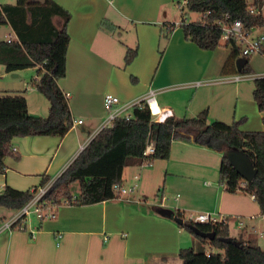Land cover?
<instances>
[{
    "label": "crops",
    "instance_id": "obj_1",
    "mask_svg": "<svg viewBox=\"0 0 264 264\" xmlns=\"http://www.w3.org/2000/svg\"><path fill=\"white\" fill-rule=\"evenodd\" d=\"M54 1L71 14L67 74L59 86L69 98L74 125L64 137H15L5 158L6 170L0 173V187L32 191L42 186L45 177L61 176L98 134L106 117L108 93L122 102H133L155 90L157 97L170 95L156 101L177 119L193 118L207 110L210 121L232 124L245 119L241 130L264 132V113L253 97L255 83L219 82L233 75L223 74L231 48L206 51L186 40L171 12L173 0ZM174 23L175 29L168 33L169 24ZM123 25L135 28L138 41L122 43L124 50L116 48L118 56L112 52L114 33L122 31ZM5 26L9 32L0 41H16L13 29ZM118 37L123 34L119 32ZM163 39L165 48L160 51ZM135 47L138 55L126 66L125 51ZM38 79V67L0 65V123L49 119L50 100L32 85ZM209 81L213 83L193 86ZM222 158L187 141H174L169 160L146 166L137 158L125 168L122 186L134 187L132 194L90 206L62 205L56 219L30 223L27 231L5 228L18 212L0 208V264H183L180 251L193 248L194 237L174 219L163 216L162 210L179 211L189 221L215 213L220 220L228 219L233 238L232 221L237 226L242 219L255 220L261 215L252 196L225 191L220 183ZM169 189L179 192L175 204L167 205ZM32 229L36 230L34 239ZM240 238L252 239L247 230Z\"/></svg>",
    "mask_w": 264,
    "mask_h": 264
},
{
    "label": "trees",
    "instance_id": "obj_2",
    "mask_svg": "<svg viewBox=\"0 0 264 264\" xmlns=\"http://www.w3.org/2000/svg\"><path fill=\"white\" fill-rule=\"evenodd\" d=\"M176 1L182 12L186 10L183 16L188 13L200 15V20L189 23L183 18L180 25L186 40L202 50L214 51L222 46L224 23L241 20L251 33L264 26L263 0H255L252 6L247 0H186L184 9L182 2ZM252 9L260 13L253 14ZM70 20L71 14L54 0H17L14 5H0V25H9L17 36V40L10 43L0 41V65L38 67L39 79L32 81V85L48 97L52 106V114L44 122L24 118L0 123V173L6 170L5 158L10 154L15 137L30 134L64 137L73 128L69 98L59 86V81L67 74ZM175 27V23L169 24L168 33ZM111 29L115 26L112 25ZM224 45L231 48V54L223 74H253L249 65L252 55L246 57V65L238 71L236 61L241 58V46L235 42L232 45L224 42ZM137 55L138 48H128L126 66ZM131 79L137 82L136 78ZM254 83L253 97L259 111L264 113V77L255 79ZM141 103L133 109L130 120H117L112 128L101 130L90 141L44 196V203L54 207L69 200L72 206L83 207L118 200L114 187L122 185L125 168L134 159H142L149 144L155 148L154 154L148 158L153 163L169 160L173 142L182 140L221 154L220 183L225 191L252 196L264 217V132L241 130L245 119L232 124L210 121L207 110L193 118L177 119L173 116L159 123L154 120L148 105L144 101ZM12 128L17 130L10 131ZM22 129L26 131L22 132ZM232 150L247 154L258 171L255 179L242 191L243 178L227 156ZM49 181L50 178L45 177L42 186ZM76 183L79 184V193L73 194L72 187ZM33 197L34 192L30 190L23 192L5 187L0 194V208L17 213ZM172 219L201 245L198 251L194 248L180 251L183 264H264V250L253 239L233 238L228 219L202 224L184 220L179 211L172 213ZM21 221L11 229L18 230Z\"/></svg>",
    "mask_w": 264,
    "mask_h": 264
},
{
    "label": "built area",
    "instance_id": "obj_3",
    "mask_svg": "<svg viewBox=\"0 0 264 264\" xmlns=\"http://www.w3.org/2000/svg\"><path fill=\"white\" fill-rule=\"evenodd\" d=\"M187 4V1L185 0L182 3V8H185ZM264 8V0H263V5L261 8ZM251 12L253 14H259L260 11L252 9ZM228 18V17H227ZM263 39L260 37H253V32H249L246 27L244 26L243 22L241 20H235L229 24H223V34H222V40L224 42H229L232 43L235 42L241 46L242 49V55L241 57H247V56H253V55H258V54H264V44H263ZM8 42H12V39H8ZM264 77V75H257V74H233L231 76H226L219 80L221 83H235L239 84L244 81H251L255 80L257 78ZM213 82H196L193 84L194 87H200L203 85H208ZM158 92L155 90H150V92L147 94V96L143 99L133 101V102H122L121 99L113 94H106L104 98V108L106 111V117L103 120L102 124L100 125L98 133L105 129V128H112L115 124V122L119 119H125V120H130L132 118V111L136 106H141L142 101H144L148 107L150 108L151 114L156 122L163 123L167 119L173 117V112L171 110L165 109V108H160L156 98H157ZM153 103H156L158 110L154 112L152 106ZM78 124H82V121H78ZM81 147V149H83ZM14 152H16V149H13ZM83 151V150H82ZM155 152V148L153 144H149L144 152L143 155V161L146 166H151L152 162L148 161V158L153 155ZM60 177V176H59ZM58 177V178H59ZM58 178H55L53 180H50L47 184L40 186L36 190H32L31 192H34V197L32 200L25 206L23 207L17 215L8 223L4 225L5 228L11 229L12 225L18 223L20 220L21 223L18 226V230L20 231H27L30 229L28 223V217L30 216H36V218L39 221H44V220H54L57 218V209L61 207L62 205H68L72 206L71 201L65 200L62 202L60 206H50L46 203L43 202L44 196L49 192V190L52 188L54 183ZM137 179L138 176H135ZM248 182L243 180L241 183V191L245 190L247 188ZM115 191L117 192V195L119 198L122 196L132 194L135 190L134 187L129 188V187H123L116 185L114 187ZM4 188L0 187V194ZM166 198H164L165 200ZM23 218V219H22ZM218 221H223L220 220L215 213H204L198 215L195 219L194 222L196 223H216ZM30 235L34 239L36 238V230L32 229L30 230Z\"/></svg>",
    "mask_w": 264,
    "mask_h": 264
},
{
    "label": "rangeland",
    "instance_id": "obj_4",
    "mask_svg": "<svg viewBox=\"0 0 264 264\" xmlns=\"http://www.w3.org/2000/svg\"><path fill=\"white\" fill-rule=\"evenodd\" d=\"M8 1H11V2H8ZM16 1L17 0H0V5H10V4L14 5L16 3ZM180 1L183 3L185 0H180ZM254 1L255 0H247L248 4L251 6L254 4ZM171 12H172L173 18L175 20H177V23H179V24L181 23L183 18L186 19L187 23L200 20L199 14H196V13H188L187 16H183L184 15L183 13H185L186 10L184 12H182V10L180 9L179 4L176 0H173V3L171 5ZM262 14L264 17V8L262 9ZM8 32H9V30L5 25H0V40H2L3 34L4 33L7 34ZM119 32H121L123 34V38L118 37ZM114 35H115V41H114L115 51H112V52H113V54H116L118 56H119V54H118V50L116 48H118V49L120 48V50H124V48H123L124 45H122V43H125L126 41H131L132 43H133V41L134 42L138 41L136 30L134 27H131V26L123 25L122 31L117 30V31H115ZM253 37L264 38V26L255 29L253 31ZM263 44H264V39H263ZM222 46H225L224 41H222ZM164 48H165V39L162 40L161 46L159 49H160V51H164ZM225 48H227V47H225ZM120 58L122 59L121 53H120ZM249 65L253 71V74L264 73V55L258 54V55L252 56L250 58V64ZM252 83H254V81L247 82V84H252ZM173 90H175V89H173ZM169 97H170L169 94H165L164 97H161V95H159L157 98L161 99V98H169ZM152 108H153L154 112H156L158 110L156 103H153ZM78 191H79V184L76 183L72 187V193L76 194V193H78ZM161 195H162V190L160 193H158L159 199H160ZM165 195L167 197V199H166L167 205H170L173 203L175 204L176 199L179 197V192H177L175 189H169L167 192H165ZM196 196L200 197L199 195H196ZM27 219H28V223H31V224H37L39 222V220L36 218V216H30ZM238 223L239 224L237 226H234V222L232 221V223H231L232 235L236 238H240V233L243 230H247L251 234V238L255 241V243L257 245H259L261 247V249L264 250V217L262 215H258V216H256L255 220L245 218V219H242L241 222H238ZM192 247L196 251H198L201 248V245L198 242V240L193 238L192 239ZM205 249L208 250V246H205Z\"/></svg>",
    "mask_w": 264,
    "mask_h": 264
},
{
    "label": "water",
    "instance_id": "obj_5",
    "mask_svg": "<svg viewBox=\"0 0 264 264\" xmlns=\"http://www.w3.org/2000/svg\"><path fill=\"white\" fill-rule=\"evenodd\" d=\"M246 63V57L239 58L236 61L237 70L241 71L242 68L246 65ZM227 156L232 166L240 174L243 180L247 181L248 183H251L255 179L258 171L247 154L237 150H232L227 153ZM161 214L163 216L172 217V212L169 210H162Z\"/></svg>",
    "mask_w": 264,
    "mask_h": 264
}]
</instances>
